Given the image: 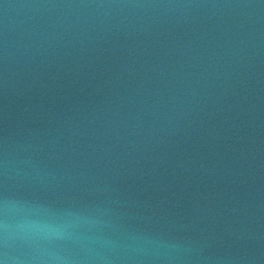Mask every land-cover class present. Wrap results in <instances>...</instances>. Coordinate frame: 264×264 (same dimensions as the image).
<instances>
[{"label": "water", "instance_id": "obj_1", "mask_svg": "<svg viewBox=\"0 0 264 264\" xmlns=\"http://www.w3.org/2000/svg\"><path fill=\"white\" fill-rule=\"evenodd\" d=\"M0 264H264V0H0Z\"/></svg>", "mask_w": 264, "mask_h": 264}]
</instances>
